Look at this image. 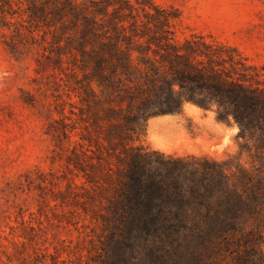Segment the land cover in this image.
<instances>
[{"label":"trees","instance_id":"trees-1","mask_svg":"<svg viewBox=\"0 0 264 264\" xmlns=\"http://www.w3.org/2000/svg\"><path fill=\"white\" fill-rule=\"evenodd\" d=\"M43 1L39 18L50 10L68 31L47 59L75 78L82 105L71 110L78 119L53 129L70 139L66 193L102 229V264H221L223 253L253 236L251 178L206 157L137 145L135 137L155 115L181 114L186 103L216 105L264 154L258 68L203 37L177 42L176 17L140 0H64L48 10Z\"/></svg>","mask_w":264,"mask_h":264},{"label":"rangeland","instance_id":"rangeland-1","mask_svg":"<svg viewBox=\"0 0 264 264\" xmlns=\"http://www.w3.org/2000/svg\"><path fill=\"white\" fill-rule=\"evenodd\" d=\"M46 1L48 10L64 0ZM140 1L176 17L177 42L203 37L234 48L264 81V0ZM43 2L0 0V264H102V229L66 193L70 139L53 129L62 119H78L71 110L79 113L82 105L72 91L75 78L47 59L65 45L68 31L50 10L39 18ZM220 113L216 105L205 110L186 103L181 114L148 119L135 143L169 155L206 157L225 165L230 175L249 176L258 213L247 227L254 233L223 253L221 264H264V154Z\"/></svg>","mask_w":264,"mask_h":264}]
</instances>
